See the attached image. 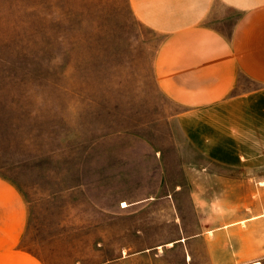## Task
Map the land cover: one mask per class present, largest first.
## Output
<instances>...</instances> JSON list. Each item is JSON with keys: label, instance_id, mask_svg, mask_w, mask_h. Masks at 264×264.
Masks as SVG:
<instances>
[{"label": "rangeland", "instance_id": "1", "mask_svg": "<svg viewBox=\"0 0 264 264\" xmlns=\"http://www.w3.org/2000/svg\"><path fill=\"white\" fill-rule=\"evenodd\" d=\"M161 37L128 0H0V175L42 264H264V164L186 140Z\"/></svg>", "mask_w": 264, "mask_h": 264}, {"label": "crops", "instance_id": "2", "mask_svg": "<svg viewBox=\"0 0 264 264\" xmlns=\"http://www.w3.org/2000/svg\"><path fill=\"white\" fill-rule=\"evenodd\" d=\"M128 3L140 22L162 34L153 74L180 107L186 140L219 165L264 164V0ZM27 221L22 193L0 175V264H42L19 245Z\"/></svg>", "mask_w": 264, "mask_h": 264}]
</instances>
